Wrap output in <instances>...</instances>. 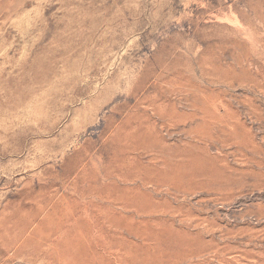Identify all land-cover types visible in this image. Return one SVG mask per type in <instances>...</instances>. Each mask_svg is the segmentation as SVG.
Segmentation results:
<instances>
[{"label": "rangeland", "instance_id": "1", "mask_svg": "<svg viewBox=\"0 0 264 264\" xmlns=\"http://www.w3.org/2000/svg\"><path fill=\"white\" fill-rule=\"evenodd\" d=\"M190 218L264 253V0H0V264H165Z\"/></svg>", "mask_w": 264, "mask_h": 264}, {"label": "bare ground", "instance_id": "2", "mask_svg": "<svg viewBox=\"0 0 264 264\" xmlns=\"http://www.w3.org/2000/svg\"><path fill=\"white\" fill-rule=\"evenodd\" d=\"M136 212H137V210H136ZM179 221H181L182 225L184 226V230L186 231L184 238H183L184 241L182 242V244L179 245V248L177 250L175 248H173V245L171 243H169L167 245V249H166V255H167L166 259L167 260L165 261V264H246V263L264 264V253L261 251H255L254 250V246H256V245L252 244L253 241H252L251 237L242 238L236 245L224 244L225 242L223 243L224 245H220L218 243V241L215 240L214 230H208L206 228L199 227V225H197L195 222L191 221V218H190V220L189 219H180ZM190 228H193L196 230L194 235L192 234V232L189 231ZM207 232H210V238L205 242V244H203V243H201L199 245L195 244L194 241H196L197 237L200 236L201 233L203 234V233H207ZM223 239H225L226 241L229 240L225 236L223 237ZM19 243H21V242H19ZM22 243H24V242H22ZM17 248H19V247H17ZM39 249H40V247H39ZM46 249H48V248H46ZM15 250H14V252H15ZM35 251H37V250H35ZM49 251L50 250H48V252ZM56 251H57V249H56ZM125 251H127V250H125ZM41 252L42 251H40V254H41ZM118 253H119V251H116V254H118ZM172 254H173V257H171ZM43 257H44V255H43ZM63 257L64 256H62V258ZM111 257H113V256H111ZM37 260L40 261L41 259L39 258ZM50 260H49V262H50ZM34 261H36V260L34 259ZM41 261H40V264L42 263ZM38 262L36 264H38ZM65 263H67V262H65ZM122 264H127V263H122Z\"/></svg>", "mask_w": 264, "mask_h": 264}]
</instances>
